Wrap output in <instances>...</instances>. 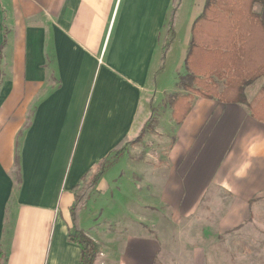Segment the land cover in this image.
Masks as SVG:
<instances>
[{"label":"crops","instance_id":"crops-1","mask_svg":"<svg viewBox=\"0 0 264 264\" xmlns=\"http://www.w3.org/2000/svg\"><path fill=\"white\" fill-rule=\"evenodd\" d=\"M204 3L180 0L158 72L172 0H0V264H80L68 241L71 189L140 134L156 102L190 94L179 80ZM253 11L264 22V0ZM263 83L245 89L248 103ZM190 105L179 124L170 106L158 118L155 132L172 138L156 164L130 161L124 188L145 200L130 198L102 222L86 203L80 210L79 227L98 245L94 263L213 264L208 239L264 227V123L246 105L196 96ZM125 162L126 148L96 195L121 191Z\"/></svg>","mask_w":264,"mask_h":264},{"label":"trees","instance_id":"trees-1","mask_svg":"<svg viewBox=\"0 0 264 264\" xmlns=\"http://www.w3.org/2000/svg\"><path fill=\"white\" fill-rule=\"evenodd\" d=\"M179 3L180 0H172L158 72L163 69L175 37L174 25ZM262 3L263 0H205L201 14L191 28L185 58L186 75L179 80L181 90L190 94L174 96L169 103L171 118L176 124L181 123L188 114L194 96L224 104L246 105L251 115L264 123V83L251 103L247 102L245 96V89L250 84L260 78L264 80V22L253 11L255 6ZM153 122L150 117L130 144L139 142L143 133L152 129ZM127 144L124 137L71 189L74 199L69 208L72 227L68 241L78 245L80 264H94L99 250L98 245L79 227V212L88 192L118 163Z\"/></svg>","mask_w":264,"mask_h":264},{"label":"rangeland","instance_id":"rangeland-1","mask_svg":"<svg viewBox=\"0 0 264 264\" xmlns=\"http://www.w3.org/2000/svg\"><path fill=\"white\" fill-rule=\"evenodd\" d=\"M171 100L172 96L165 97L161 103H155L154 110L152 113V118L154 120V123L151 127L152 132L148 130L143 135L142 139L135 145L137 149L134 148L135 146H132L133 144H128V146L126 145V156L128 158L129 163H125L128 164L127 170L129 171V175L128 173H125L124 170L120 172L122 176L127 174L124 179L121 177L117 178V181L119 178H121V181L119 180L117 185V188H119L121 191L115 192L112 198L111 192H108V190L107 194H101V196L96 195L93 189L88 192L87 199L85 202L86 205L84 204L85 208H83L84 206L82 207L84 213L87 212L88 218L92 216L91 213L88 216V212H94L96 209V211L98 212L96 221L102 222L106 214L108 215L109 211H111V209L113 208L115 212H126V201H128L130 198H134L136 200H145V197H143L141 194H138L137 191H134V193L131 192L130 188L132 187H129L128 190L125 189L124 180L126 178L133 180L132 176L130 177V173L132 172V166H130V161H132V163L134 162V164L137 165L141 163L140 160H144L145 157H147L149 158L151 164H156V161L162 158L163 154H165L167 149L169 148L172 138L170 132L171 130L169 131L165 129H158V133H156L155 127L158 122V118L163 119L162 116L164 110L169 106ZM135 156L137 158H134ZM132 158L134 159L132 160ZM109 176V172L105 173L102 178L103 181L107 182ZM99 182L100 180L98 181V183ZM108 183H110V181H108L107 184ZM208 211L210 210H207V212ZM162 212L166 213V210L161 212L157 211V214H161ZM203 214H205V210L201 209L198 213V216H204ZM260 215L264 216V210ZM210 216L216 217V214L213 213V215L211 214ZM211 220L212 219H208L209 224H211V226L209 227V233H211L210 228H212V233H216V226L212 223L213 220ZM151 226V224H148L147 229L151 230ZM205 226H208V224L206 225L205 223H203V225L199 227L198 233L201 232V229H204ZM183 227H185V225ZM240 228L241 230L239 231L238 229H234L230 231L229 235L223 236L221 238H211L208 239V242H205L208 243V250H211L214 254L213 264H264V227L252 224L250 222V224L242 226ZM202 242L204 241H201V243Z\"/></svg>","mask_w":264,"mask_h":264}]
</instances>
